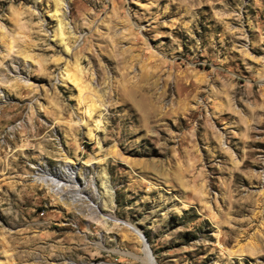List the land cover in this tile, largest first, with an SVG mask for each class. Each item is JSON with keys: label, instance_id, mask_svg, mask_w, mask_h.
Returning a JSON list of instances; mask_svg holds the SVG:
<instances>
[{"label": "rangeland", "instance_id": "1", "mask_svg": "<svg viewBox=\"0 0 264 264\" xmlns=\"http://www.w3.org/2000/svg\"><path fill=\"white\" fill-rule=\"evenodd\" d=\"M122 221L264 264V0H0V264H149Z\"/></svg>", "mask_w": 264, "mask_h": 264}, {"label": "bare ground", "instance_id": "2", "mask_svg": "<svg viewBox=\"0 0 264 264\" xmlns=\"http://www.w3.org/2000/svg\"><path fill=\"white\" fill-rule=\"evenodd\" d=\"M60 22V24H61V28H62V26H63V24L61 23V21H59ZM60 28V29H61ZM66 48V50H68L69 48L66 46L65 47ZM74 166H71L70 167V169H69V175H68V180L69 181H73V174H74ZM60 171H57L56 172V175H54L53 174V177L52 176H48V177H46V178H50L52 181L50 182V185L53 187L52 189L53 190H55V191H58L61 187H62V185L63 184H65L66 182L65 181H62V180H59L58 178H55V177H57L58 176V174L57 173H59ZM38 179H44L45 177H37ZM75 181V180H74ZM76 183V182H75ZM86 197H88L87 195H86ZM109 218L110 219H113V220H115V221H117V222H119V220L118 219H116L114 216H112V215H110L109 216ZM123 222V221H122ZM123 223H126L127 225H129V226H131L132 228L134 227L135 228V226H133L132 224H130V223H127V222H123ZM136 229V228H135ZM141 240H142V238H140ZM145 258H146V260L149 262V264H153V260H152V258H151V255H150V252H149V250H148V248L146 247L145 248Z\"/></svg>", "mask_w": 264, "mask_h": 264}, {"label": "water", "instance_id": "3", "mask_svg": "<svg viewBox=\"0 0 264 264\" xmlns=\"http://www.w3.org/2000/svg\"><path fill=\"white\" fill-rule=\"evenodd\" d=\"M135 228H136V227H135ZM135 228L133 227L132 229L138 234V236H139L140 238H142L143 249H144V251H145V248L147 247L148 250H149V252H150L151 258H152V260H153V264H155V261H154V258H153V256H152L151 250H150V248H149V246H148V242H147L146 237L144 236V234H143L139 229H137V228L135 229Z\"/></svg>", "mask_w": 264, "mask_h": 264}]
</instances>
